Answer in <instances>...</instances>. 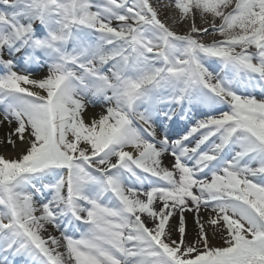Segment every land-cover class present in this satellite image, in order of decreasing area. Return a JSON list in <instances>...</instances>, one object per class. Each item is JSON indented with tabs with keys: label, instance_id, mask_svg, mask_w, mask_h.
I'll return each mask as SVG.
<instances>
[{
	"label": "snow or ice",
	"instance_id": "obj_1",
	"mask_svg": "<svg viewBox=\"0 0 264 264\" xmlns=\"http://www.w3.org/2000/svg\"><path fill=\"white\" fill-rule=\"evenodd\" d=\"M0 264H264V0H0Z\"/></svg>",
	"mask_w": 264,
	"mask_h": 264
},
{
	"label": "rangeland",
	"instance_id": "obj_2",
	"mask_svg": "<svg viewBox=\"0 0 264 264\" xmlns=\"http://www.w3.org/2000/svg\"><path fill=\"white\" fill-rule=\"evenodd\" d=\"M191 222H192V221L189 222V229H190V230H194V227H195V226H194V224L191 223ZM190 223H191V225H190ZM214 242H215V243H220L219 238H217Z\"/></svg>",
	"mask_w": 264,
	"mask_h": 264
},
{
	"label": "bare ground",
	"instance_id": "obj_3",
	"mask_svg": "<svg viewBox=\"0 0 264 264\" xmlns=\"http://www.w3.org/2000/svg\"><path fill=\"white\" fill-rule=\"evenodd\" d=\"M97 111H99V110H97ZM190 221H192V220H191V217H189V222H190ZM191 223H193V222H191ZM191 223H190V225H191Z\"/></svg>",
	"mask_w": 264,
	"mask_h": 264
}]
</instances>
